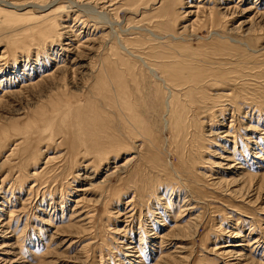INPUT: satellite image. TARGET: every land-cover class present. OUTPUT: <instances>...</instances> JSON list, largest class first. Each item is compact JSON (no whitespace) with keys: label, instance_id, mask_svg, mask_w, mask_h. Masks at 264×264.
I'll return each instance as SVG.
<instances>
[{"label":"rangeland","instance_id":"1","mask_svg":"<svg viewBox=\"0 0 264 264\" xmlns=\"http://www.w3.org/2000/svg\"><path fill=\"white\" fill-rule=\"evenodd\" d=\"M52 8L0 10V264H264V0Z\"/></svg>","mask_w":264,"mask_h":264},{"label":"bare ground","instance_id":"2","mask_svg":"<svg viewBox=\"0 0 264 264\" xmlns=\"http://www.w3.org/2000/svg\"><path fill=\"white\" fill-rule=\"evenodd\" d=\"M56 3V0H50V1H47V2H44V3H38V2H33V1H27V2H21V3H19V2H14V1H11V0H0V10H1V12H3V13H5V14H10V13H16L15 11H23L22 13H25V12H27V11H30V9L31 8H36V9H38L40 12H42V14L41 15H37V16H34L33 18H28V19H25L24 18V20L22 19V21L21 22H19V23H17V20H16V23H15V25H14V23H13V25H11V26H9L8 28L9 29H13V30H19L20 32H21V29H22V25H23V27L24 28H28V31H30L31 30V28H33V27H30L31 26V22H29L30 20H37L36 22H39V25L38 26H40V25H44V27H45V25L46 24H48V25H53V22L55 21V19H53V18H55V16L53 15V14H56V12L54 13V11L56 10V8H52L51 9V7L54 5ZM71 3V2H70ZM73 3V2H72ZM82 4V3H81ZM88 4V3H87ZM90 4V3H89ZM84 5V7H86V8H94V7H92V6H90V5ZM82 6V5H81ZM61 8H62V6H61ZM69 9V8H68ZM66 10V9H65ZM7 11V12H6ZM64 11V10H63ZM57 12H59V11H57ZM102 14V12H99L98 11V14H96L97 15V17H99L100 19H105V17L103 16V15H101ZM28 15V14H27ZM35 15V14H34ZM12 16H14V15H12ZM18 16V15H17ZM16 16V17H17ZM25 17H26V13H25V15H24ZM9 17V16H8ZM11 18V17H10ZM18 18H20V15L18 16ZM27 18V17H26ZM6 19H7V17H6ZM9 19V18H8ZM13 19V18H12ZM83 20V19H82ZM84 21H86L85 20V18H84ZM104 21V20H103ZM6 22V24H12V22H11V20L9 19V20H6L5 21ZM95 23H97V22H95ZM101 23V22H100ZM37 24V23H36ZM63 24V23H62ZM96 25V24H95ZM98 26V25H97ZM50 27V26H49ZM62 27H66L65 25H63ZM261 28V27H260ZM59 30V29H58ZM65 39V38H64ZM71 40V39H70ZM71 42V41H70ZM237 45H244L245 47H247L246 46V43H244V42H241L240 40H238L237 41ZM248 48V47H247ZM74 60H76V58L74 59ZM81 65V64H80ZM149 68H151L152 70H153V68L150 66ZM128 203H129V205L130 204H132V199H129L128 201H127ZM193 208V206H191V207H188V208H185V210L186 209H192ZM128 212V211H127ZM11 216V215H10ZM46 223V222H45ZM47 224V223H46ZM186 226V225H185ZM1 227V226H0ZM177 228H180L181 227V225L179 224V225H177L176 226ZM3 231V230H2ZM88 246V245H87ZM228 246V245H227ZM220 247H223V246H220ZM219 247V248H220ZM3 248V247H2ZM5 248V247H4ZM224 251V253L223 254H225V253H229V252H232V250H223ZM4 252V251H3ZM220 253H221V251H220ZM126 255H129L128 253H125ZM230 256V255H229Z\"/></svg>","mask_w":264,"mask_h":264}]
</instances>
